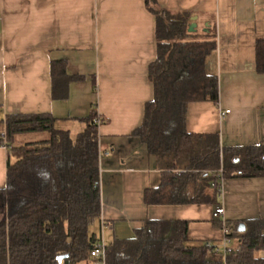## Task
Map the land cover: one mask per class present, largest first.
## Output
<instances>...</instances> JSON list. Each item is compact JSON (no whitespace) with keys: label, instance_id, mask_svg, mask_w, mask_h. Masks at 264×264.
<instances>
[{"label":"crops","instance_id":"crops-1","mask_svg":"<svg viewBox=\"0 0 264 264\" xmlns=\"http://www.w3.org/2000/svg\"><path fill=\"white\" fill-rule=\"evenodd\" d=\"M158 3L193 13L195 29L216 27L217 49L209 68L219 78V102L189 103L188 132L216 134L222 147L264 142V73L256 70L264 0ZM156 28V15L145 0H0V119L50 113L58 127L72 131L85 127L82 119L97 110L104 120L98 131L100 225L106 245L107 228L110 242L129 238L147 219H186L192 241L222 244L226 223L264 218V177L220 179L218 205L225 212L217 217L216 204L144 202V191L159 186L162 178L157 158L135 134L154 97L148 72L157 57ZM53 60L65 61L68 75L80 77L69 82L64 98L65 88L53 85ZM7 162V148L0 146V188L6 186Z\"/></svg>","mask_w":264,"mask_h":264},{"label":"trees","instance_id":"trees-1","mask_svg":"<svg viewBox=\"0 0 264 264\" xmlns=\"http://www.w3.org/2000/svg\"><path fill=\"white\" fill-rule=\"evenodd\" d=\"M145 1L157 18V57L148 72L154 97L135 134L157 158L162 178L144 191V202L218 205L221 178L264 177V142L222 147L216 134L188 132L189 103L219 102V78L209 68L216 27L191 31L193 13ZM256 70L264 73V38L256 40ZM51 77L54 88H65L61 98L69 82L80 78L68 75L66 62L58 60L51 62ZM97 117L93 109L76 135L58 127L50 113L0 119V146L8 155L7 182L0 188V264H92L102 214ZM30 132L48 135L22 142ZM189 225L186 219H147L134 236L106 245V264H264V218L223 225L234 243L225 258L215 246L192 241Z\"/></svg>","mask_w":264,"mask_h":264},{"label":"built area","instance_id":"built-area-1","mask_svg":"<svg viewBox=\"0 0 264 264\" xmlns=\"http://www.w3.org/2000/svg\"><path fill=\"white\" fill-rule=\"evenodd\" d=\"M229 112H230V109L222 110L221 111L222 118H224ZM96 123L98 124V126L104 123V120L102 119L100 115H98ZM101 156H102V153H101ZM219 185H221V183H219ZM224 212H225L224 206L218 205L215 209L214 216L216 217L221 216L224 214ZM230 244H231V240L228 239L227 237L223 244H214L211 242H207V246H215V250L221 252L224 255V258L226 257L228 253H230L233 250V247H231ZM89 258L91 259L92 264H106L107 248H106V243L104 242L103 239H100L97 242L96 246L91 249ZM224 264H226V262Z\"/></svg>","mask_w":264,"mask_h":264},{"label":"rangeland","instance_id":"rangeland-1","mask_svg":"<svg viewBox=\"0 0 264 264\" xmlns=\"http://www.w3.org/2000/svg\"><path fill=\"white\" fill-rule=\"evenodd\" d=\"M82 128H84V125H83ZM82 128H79V126H77V125L72 127L71 129H72L73 135H76L77 132L82 130ZM47 135L48 134L46 132H30V133L22 134L21 141L22 142L36 141V140H40V139H43V138L47 137ZM108 230L109 229L107 228L106 229V238H107L106 241L109 243L110 242V236L107 235L108 234ZM232 245H234V243L230 244L231 247H232ZM260 254H264V251L260 252Z\"/></svg>","mask_w":264,"mask_h":264},{"label":"water","instance_id":"water-1","mask_svg":"<svg viewBox=\"0 0 264 264\" xmlns=\"http://www.w3.org/2000/svg\"><path fill=\"white\" fill-rule=\"evenodd\" d=\"M194 20H196L197 18L196 17H193ZM195 27H196V22L192 23L191 26H190V30L191 31H194L195 30ZM241 230H244L245 229V226L244 225H241ZM63 258H65V256H61L59 257V261H62Z\"/></svg>","mask_w":264,"mask_h":264}]
</instances>
